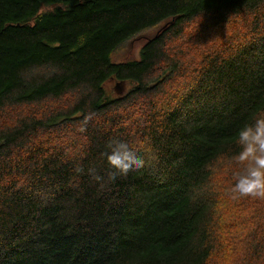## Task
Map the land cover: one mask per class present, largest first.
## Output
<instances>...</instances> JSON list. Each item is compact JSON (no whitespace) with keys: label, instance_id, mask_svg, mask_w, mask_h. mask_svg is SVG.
Instances as JSON below:
<instances>
[{"label":"trees","instance_id":"16d2710c","mask_svg":"<svg viewBox=\"0 0 264 264\" xmlns=\"http://www.w3.org/2000/svg\"><path fill=\"white\" fill-rule=\"evenodd\" d=\"M261 117L264 0H0V264H264L231 190ZM113 138L143 165L109 181Z\"/></svg>","mask_w":264,"mask_h":264},{"label":"clouds","instance_id":"9594fccd","mask_svg":"<svg viewBox=\"0 0 264 264\" xmlns=\"http://www.w3.org/2000/svg\"><path fill=\"white\" fill-rule=\"evenodd\" d=\"M89 119H91L90 115L85 116L83 123L87 124ZM237 143L239 151L232 159L241 167L234 175L231 190L239 197L264 198V117L243 125L237 132ZM102 156L110 169L109 181L126 177L143 165L138 153L127 141L120 138L109 140ZM74 170L78 174L85 172V169L79 165ZM87 173L97 182L102 180L93 169H88ZM100 186L104 187L103 184Z\"/></svg>","mask_w":264,"mask_h":264},{"label":"rangeland","instance_id":"374dc122","mask_svg":"<svg viewBox=\"0 0 264 264\" xmlns=\"http://www.w3.org/2000/svg\"><path fill=\"white\" fill-rule=\"evenodd\" d=\"M163 24V23H162ZM161 23L155 25L150 28H146L141 30L140 32L134 34L129 39L124 41L113 53L112 60L113 61H130L136 60L139 57L140 48L144 45V43L157 31V29L162 25ZM115 81H111L107 84V90L109 95H115L114 86ZM128 84H125V89L128 90ZM235 258V257H234Z\"/></svg>","mask_w":264,"mask_h":264},{"label":"water","instance_id":"95a60500","mask_svg":"<svg viewBox=\"0 0 264 264\" xmlns=\"http://www.w3.org/2000/svg\"><path fill=\"white\" fill-rule=\"evenodd\" d=\"M125 89L124 81H117L114 86V91L118 95H122Z\"/></svg>","mask_w":264,"mask_h":264}]
</instances>
